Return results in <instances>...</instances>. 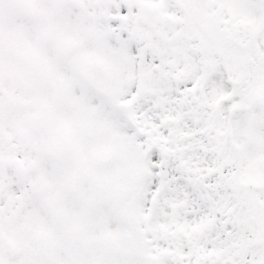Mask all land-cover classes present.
<instances>
[{"label":"snow or ice","instance_id":"6c2138e0","mask_svg":"<svg viewBox=\"0 0 264 264\" xmlns=\"http://www.w3.org/2000/svg\"><path fill=\"white\" fill-rule=\"evenodd\" d=\"M0 264H264V0H0Z\"/></svg>","mask_w":264,"mask_h":264}]
</instances>
